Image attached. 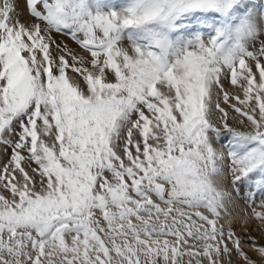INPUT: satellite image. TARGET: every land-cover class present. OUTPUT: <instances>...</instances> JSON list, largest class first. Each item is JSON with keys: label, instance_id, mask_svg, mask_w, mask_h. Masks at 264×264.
<instances>
[{"label": "snow or ice", "instance_id": "obj_1", "mask_svg": "<svg viewBox=\"0 0 264 264\" xmlns=\"http://www.w3.org/2000/svg\"><path fill=\"white\" fill-rule=\"evenodd\" d=\"M237 197L264 225V0H0V264H264Z\"/></svg>", "mask_w": 264, "mask_h": 264}, {"label": "rangeland", "instance_id": "obj_2", "mask_svg": "<svg viewBox=\"0 0 264 264\" xmlns=\"http://www.w3.org/2000/svg\"><path fill=\"white\" fill-rule=\"evenodd\" d=\"M259 3V0H256ZM23 9V8H22ZM222 143L227 144V139L222 140ZM244 193H242L243 195ZM233 195L236 196V193L233 192ZM232 210V211H231ZM231 216L234 217L231 219V226L244 238H247L248 235L255 238L259 244H264V225H260L251 216V210L248 208V205L244 199L236 198L234 206L228 209ZM225 224V227L229 226V220L225 219L222 221ZM246 251L248 247L246 246ZM253 256L254 260H258L259 256L256 253H250Z\"/></svg>", "mask_w": 264, "mask_h": 264}, {"label": "bare ground", "instance_id": "obj_3", "mask_svg": "<svg viewBox=\"0 0 264 264\" xmlns=\"http://www.w3.org/2000/svg\"><path fill=\"white\" fill-rule=\"evenodd\" d=\"M24 9V5L23 4H21V9ZM24 14H25V16L27 15V13H26V10H25V12H24ZM232 211V210H231Z\"/></svg>", "mask_w": 264, "mask_h": 264}]
</instances>
